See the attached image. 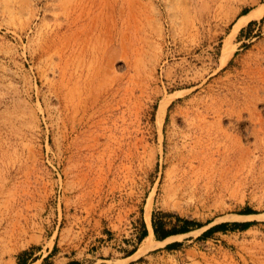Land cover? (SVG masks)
I'll return each mask as SVG.
<instances>
[{"label":"rangeland","instance_id":"374dc122","mask_svg":"<svg viewBox=\"0 0 264 264\" xmlns=\"http://www.w3.org/2000/svg\"><path fill=\"white\" fill-rule=\"evenodd\" d=\"M154 211L204 225L159 240ZM23 261L264 264V0H0V264Z\"/></svg>","mask_w":264,"mask_h":264},{"label":"bare ground","instance_id":"6f19581e","mask_svg":"<svg viewBox=\"0 0 264 264\" xmlns=\"http://www.w3.org/2000/svg\"><path fill=\"white\" fill-rule=\"evenodd\" d=\"M107 5H108V3H106V2L100 3V7H101L100 14H101V16L108 13L109 9H108ZM107 9H108V11H107ZM92 12H93L92 10H89L84 15H82V13H79L76 16V19L83 20V16L86 15L87 17H89ZM257 15H258L257 10H251L247 14H245L244 16L240 17L238 19L237 23L235 24V27H234L235 30L234 31H236L247 20L252 19V18L256 17ZM97 17L99 18L98 15H97ZM106 17H107V21H104L102 19V21L100 22V29L98 32L99 34L94 36L92 41H91V38H89V39L86 38L80 42V44L82 45V50H81V45L79 44V49L81 52L84 50H87V51L99 53L102 50L104 41H105V44H107L108 42L110 43V41L113 39V37H114V32H113L114 31V23H113L114 17L111 13H109V15L107 14ZM200 125L201 124L194 122L193 123V129L191 130L192 134L189 133L187 135L188 144L190 146L189 155L185 156L183 158V160L186 163H188L189 166H192L194 161H197V160L200 161L201 158L203 157L202 154H204L205 147H208L205 144L204 133L201 132ZM217 135L223 136L224 133L221 132L220 130H218ZM151 241H152L151 237L147 236L143 241L142 248H145Z\"/></svg>","mask_w":264,"mask_h":264},{"label":"trees","instance_id":"16d2710c","mask_svg":"<svg viewBox=\"0 0 264 264\" xmlns=\"http://www.w3.org/2000/svg\"><path fill=\"white\" fill-rule=\"evenodd\" d=\"M253 212L251 209H243L241 211V213H251ZM169 218H175V223H173L172 226H170V219ZM251 224V222H225V223H220L217 224L211 228H209L207 231H205L203 234L207 235L210 231L212 230H227L229 228L231 229H245L247 228L249 225ZM204 224H201L197 221L191 220L189 218L171 213V212H166V211H154L152 214V226H153V231L155 234V237L159 240H163L167 237H169L170 235L173 234H178V233H186L189 232L190 230L194 229V228H198L203 226ZM142 234L139 237V241H141L147 234H148V230L147 227L145 225V223H143V227H142ZM136 250V248H134L131 253H133ZM26 253V251L22 252L19 255V262L20 259H22V256ZM20 264H26L25 261H23ZM69 264H77L76 261H73Z\"/></svg>","mask_w":264,"mask_h":264}]
</instances>
